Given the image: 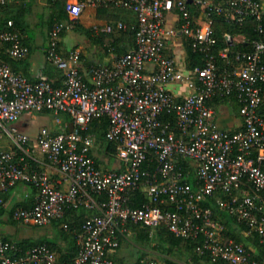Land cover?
Here are the masks:
<instances>
[{
    "label": "built area",
    "instance_id": "1",
    "mask_svg": "<svg viewBox=\"0 0 264 264\" xmlns=\"http://www.w3.org/2000/svg\"><path fill=\"white\" fill-rule=\"evenodd\" d=\"M13 0H0L7 5ZM88 6L122 8L133 21L117 19L92 27L112 33L128 25L134 46L115 54L112 63L80 71V52L61 47L62 31L71 29ZM67 19L48 31L45 56L61 72L59 85L43 73L30 78L14 71L0 56V204L19 183L31 184L35 194L28 207H15L11 216L32 225L50 224L67 208L83 207L87 214L73 229L77 253L61 261L46 243L22 248L0 238V264H124L114 257L121 238L128 240L129 225H164L176 236L198 239L195 251L227 264H264L239 241L224 239L212 209L202 204L216 197L218 206L237 220L264 246V41H252L249 50L229 58L233 38L224 33L226 46L213 51V15L260 23L259 0H65ZM180 37L200 54L201 65L187 66L171 47ZM21 58L28 53L22 33L8 19L0 28V54ZM217 57L225 60L223 68ZM234 96L241 128L228 130L215 122L213 98ZM49 112L55 122L66 115L65 128L53 132L43 126L31 136L16 125L25 113ZM106 115L105 137L115 143L117 170L97 166L90 154L94 135L89 121ZM41 155V159L36 156ZM186 160L194 185L178 164ZM60 176L52 179L44 167ZM141 188L142 206L128 198ZM68 229L67 224H63ZM147 255V254H145ZM139 264H158L142 256Z\"/></svg>",
    "mask_w": 264,
    "mask_h": 264
},
{
    "label": "trees",
    "instance_id": "2",
    "mask_svg": "<svg viewBox=\"0 0 264 264\" xmlns=\"http://www.w3.org/2000/svg\"><path fill=\"white\" fill-rule=\"evenodd\" d=\"M58 7V14L50 22V28L55 22L65 21L67 19V13L65 11V0H49ZM7 5H0V28H3L8 19L16 18V15H8L4 11V7ZM100 12L107 11L106 7H97ZM105 17L111 22L115 23L117 19H114L113 15L105 14ZM14 26L17 28L15 21ZM262 25V31L259 32L257 28L258 22L252 17H246L242 22L238 23L230 19L224 18L222 15H213V33L216 37V43L213 47V51L217 54L220 49H223L227 44L224 40V33H228L232 38V42L229 46V58L233 59L236 52L242 50H249L252 47L253 40L264 41V12L260 20ZM18 29V28H17ZM74 29L83 33L87 38H90L93 43L103 48L106 53L120 54L128 51L134 46V31L128 25L124 30L112 32V33H95L92 26L85 27L80 22H76ZM19 30V29H18ZM20 31V30H19ZM64 31H62V34ZM61 34V35H62ZM241 35L240 40H236L235 37ZM25 43V42H24ZM26 44V43H25ZM29 48V47H28ZM185 60L187 66L191 67L195 64L201 65L200 54L193 52L187 40L184 41ZM29 52V49H28ZM1 60L7 62L10 67L17 72H20L27 76L26 72L22 69L21 65H25V56L21 58H13L6 52L0 54ZM223 58L217 57V65L219 68H223L225 65ZM56 79L52 81L54 85H59L61 81V72L55 69ZM214 99H232L236 101L234 96H218ZM212 100V101H213ZM237 102V101H236ZM238 103V102H237ZM260 111L264 113V102L261 104ZM109 124V119L106 115H101L92 118L88 123V131L93 133L95 141L99 144L101 149L106 152L110 158L115 157V143L105 137V129ZM92 155V152L90 153ZM95 159L97 166L101 167L98 163V159L92 155ZM178 164L184 171L185 179H187L192 185H194V174L191 170L189 163L180 159ZM110 170V169H104ZM216 197L207 196L202 204L209 206L212 209L213 219L216 220L222 226V235L224 239L233 238L235 241L242 242L254 255L260 254L264 251V246L259 242V237L252 232H249V227L244 221H239L236 217L230 214L228 211L220 208L216 203ZM6 195L3 196L5 200ZM3 202L0 204L2 205ZM32 199L25 202H18L8 211V219L12 222L17 220L11 216L12 210L15 207L23 206L28 207L31 205ZM147 201L145 192L138 188L132 191L128 198V204L131 206H142ZM83 207L67 208L64 215L60 218L54 219L51 222L54 235L52 237L40 236L38 238H21L13 239L9 235H0V238L14 240L22 248H26L38 243H46L54 250L61 261H67L74 257L77 253L78 246L76 245L73 229L79 227L80 223L85 218ZM63 224L68 225V229H64ZM128 236L135 241L138 245L137 251L141 254L137 255V259L133 264H139L140 258L147 254V246L155 249L160 254L161 262L158 264H227L223 260H211L207 254H199L195 251V245L198 243V239L183 238L176 236L169 231L164 225H159L155 228L142 226L140 224L129 225ZM126 239L121 238V243ZM254 248V249H253ZM114 257L122 261L121 258L114 254Z\"/></svg>",
    "mask_w": 264,
    "mask_h": 264
},
{
    "label": "crops",
    "instance_id": "3",
    "mask_svg": "<svg viewBox=\"0 0 264 264\" xmlns=\"http://www.w3.org/2000/svg\"><path fill=\"white\" fill-rule=\"evenodd\" d=\"M259 1L264 10V0ZM4 11H7L6 13L8 15H16L15 20H12L16 22L17 28L23 35V41L26 43L27 47H29V52L25 56L26 64L21 65L27 76L34 78L41 72L51 81L57 80L56 68L47 61L45 56V47L47 46L50 22L54 16L58 14V7L49 0H13L4 7ZM105 14L113 15L114 19H120L126 22H131L134 19L133 14L130 11L122 8H107V11L100 12L97 7L88 6L82 10L77 22H80L85 27H93L96 24L101 25L111 21V19L109 20L105 17ZM74 33L83 34L73 28L65 30L61 35L60 44L64 50L75 48L80 52V71L85 78H89V70L92 65L100 63L109 64L113 62L115 53L98 52L99 46L93 43V41L90 38H87L84 34L85 38L84 40H81L83 42L78 45L76 43ZM241 38V35H237L235 37L236 40H240ZM84 45L92 49L95 53L90 55L87 53L85 54L83 52L84 50L81 49ZM171 47L175 50L178 56L185 58L184 43L180 37H177L172 42ZM212 105L214 106L215 122L218 127L232 131L241 128L242 121L239 114V104L236 101L232 99H214L212 101ZM23 116L24 114L16 121V125L25 131V129L29 127V124L26 120L27 118ZM66 119V115H63L61 119L62 121L57 123L52 118L45 126L50 128L53 132H59L65 128ZM0 142L5 143V140L1 139ZM36 156L41 159V155L38 152H36ZM44 167L51 174L53 180L57 182L61 180L60 174L55 171L53 167L49 165H44ZM120 167L121 164L119 162L114 164L104 162L103 166H101L102 169L108 168L110 170H117ZM34 194L35 189L31 184H17L5 194L6 198L4 203L0 205V214L6 211L7 205L11 204L8 208L9 210L14 206V204L20 201L25 202L29 199L33 200ZM83 209L85 214L84 216H86L87 211L85 208ZM53 235L54 233H50L42 236L52 237Z\"/></svg>",
    "mask_w": 264,
    "mask_h": 264
},
{
    "label": "rangeland",
    "instance_id": "4",
    "mask_svg": "<svg viewBox=\"0 0 264 264\" xmlns=\"http://www.w3.org/2000/svg\"><path fill=\"white\" fill-rule=\"evenodd\" d=\"M74 29V27H72ZM74 36L76 38V43L78 45L81 44V40H84L85 36L82 34L74 33ZM78 39V40H77ZM84 50L83 52L86 54H94L92 49L87 47L86 45L82 46L81 48ZM98 52L104 53V49L99 47ZM27 118L29 127L25 129V131L31 135L35 136L38 131L41 129V127L48 124L50 119H52V115L48 112H35V113H25L24 116ZM47 127V126H46ZM92 155L95 156L98 159V163L100 166H103V163H110L114 164L117 163L116 157L114 159L110 158L109 155H107L103 149L99 146V144L94 140L93 146H92ZM101 158V159H100ZM22 186V185H19ZM11 206H6V211L0 214V235H9L13 239H21V238H38L39 236L45 235V234H53V227L50 224L46 225H32L24 223L21 220H17L16 222H12L8 219V208ZM138 245L135 243V241L131 238V236H128V240L121 243L120 247L116 250L117 257L122 259V263L124 264H133L136 259L137 255L141 254L137 251ZM147 255L143 256H150L154 258L157 262H161L160 254L155 249L147 246Z\"/></svg>",
    "mask_w": 264,
    "mask_h": 264
}]
</instances>
